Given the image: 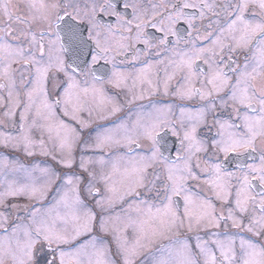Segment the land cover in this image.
Wrapping results in <instances>:
<instances>
[{"label": "snow or ice", "instance_id": "obj_1", "mask_svg": "<svg viewBox=\"0 0 264 264\" xmlns=\"http://www.w3.org/2000/svg\"><path fill=\"white\" fill-rule=\"evenodd\" d=\"M30 5L0 0V264H264V0Z\"/></svg>", "mask_w": 264, "mask_h": 264}, {"label": "flooded vegetation", "instance_id": "obj_2", "mask_svg": "<svg viewBox=\"0 0 264 264\" xmlns=\"http://www.w3.org/2000/svg\"><path fill=\"white\" fill-rule=\"evenodd\" d=\"M11 8H12V11L14 13H22L25 15H31L32 14L30 0H27V2H25V3L20 2V0H11ZM118 10L123 11V5L122 4H120Z\"/></svg>", "mask_w": 264, "mask_h": 264}, {"label": "clouds", "instance_id": "obj_3", "mask_svg": "<svg viewBox=\"0 0 264 264\" xmlns=\"http://www.w3.org/2000/svg\"><path fill=\"white\" fill-rule=\"evenodd\" d=\"M20 2L25 3V2H27V0H20Z\"/></svg>", "mask_w": 264, "mask_h": 264}]
</instances>
